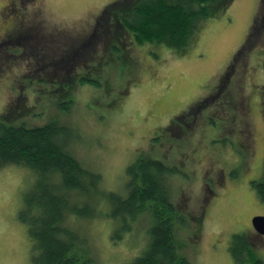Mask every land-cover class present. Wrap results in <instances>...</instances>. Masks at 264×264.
<instances>
[{"label":"rangeland","instance_id":"1","mask_svg":"<svg viewBox=\"0 0 264 264\" xmlns=\"http://www.w3.org/2000/svg\"><path fill=\"white\" fill-rule=\"evenodd\" d=\"M9 1L0 0V7ZM115 1L26 0L12 6L0 18V34L17 22L25 34L0 48V116L16 105L7 126L67 128L65 149L101 175L92 190H74L69 199L90 214H65V224L84 239L78 248L95 264H130L145 245L147 221L140 218L132 232H121L104 196H127V169L139 157L177 170L168 177L173 201L186 217L177 236L185 245L181 252L195 264H235L230 248L234 236L244 234L264 262V235L252 225L253 217L264 216V27L257 30L264 24V0H232L228 6L208 1L210 16L196 19L184 48L136 45L123 30L122 47L100 41L91 59L71 65ZM31 28L35 36L26 39ZM49 63L61 68L54 72ZM213 94L197 116L191 112ZM225 117L237 130L247 123L249 132H224ZM172 119L177 124L166 130ZM53 180L55 175L43 177L22 165L0 170V264H33V240L21 218L37 217L34 204Z\"/></svg>","mask_w":264,"mask_h":264},{"label":"trees","instance_id":"2","mask_svg":"<svg viewBox=\"0 0 264 264\" xmlns=\"http://www.w3.org/2000/svg\"><path fill=\"white\" fill-rule=\"evenodd\" d=\"M208 1L215 0H188L187 4L176 5L168 4L166 0L115 1L104 8L96 22V40L93 36L88 42L90 44L79 51L81 56L71 65L91 59L97 51L94 45L100 41L110 42L109 45H113L114 49L116 45L120 46L118 35L123 30L134 38L136 45L162 43L176 49L184 48L191 43L196 19L210 16ZM231 1L224 0L221 3L228 6ZM263 27L264 24L257 28L259 33ZM110 46L106 45V48ZM47 55L49 57L50 53ZM49 67L54 68V72L61 68L56 63H49ZM68 72L70 69H67ZM82 78L81 82L87 79ZM15 107L11 105L0 116V170L16 164L31 168L43 177L55 175L57 178L42 188L39 202L33 203L37 207V217L32 221L21 218L28 225V234L33 240L32 263L95 264L88 251L78 248V243L84 239L65 224V214L66 209L80 216L90 214L71 204L69 199L74 190H92L98 185L101 175L84 169L65 149V138L69 136L67 128L54 123L33 128L7 126L5 120ZM127 170V196L107 191L104 196L111 207L108 216L120 220L121 232H132V226L140 218L147 221L145 245L130 264H195L181 252L185 245L177 236V225L186 218L173 201L168 184V177L177 173V170L169 168L160 160L144 157H139ZM259 192L264 199V185H261ZM196 221L199 227L201 217L198 216ZM120 231H116V236L120 237ZM194 235L197 236V233ZM244 235L234 236L230 248L235 264H264L255 254L251 239Z\"/></svg>","mask_w":264,"mask_h":264},{"label":"flooded vegetation","instance_id":"3","mask_svg":"<svg viewBox=\"0 0 264 264\" xmlns=\"http://www.w3.org/2000/svg\"><path fill=\"white\" fill-rule=\"evenodd\" d=\"M24 1H26V0H10L7 4H4V5H2L1 7H0V18H4L6 15V13L7 12H9L10 13V11L12 10L11 9V7L12 6H14V5H16L17 3H23ZM261 4H262V0H261ZM18 5V4H17ZM19 22H17V23H15V26L13 27V28H11V29H6V30H4L1 34H0V48H1V46L3 45V43H11V42H15V40L18 38L19 39V37L18 36H20V37H22V35L23 34H25V33H23V25H20V24H22V23H20V24H18ZM17 25H20V27L19 26H17ZM95 28H96V26L94 27V30H95ZM30 31H28V32H26L27 33V35H26V39H32L34 36H35V34L33 33V30H32V28L31 29H29ZM38 43V42H37ZM13 44V43H12ZM12 44H10V46H9V49H8V52L10 53V50L13 48L12 47ZM22 52V51H21ZM11 54V53H10ZM13 54V53H12ZM12 54L10 55V56H12ZM228 79H230L229 77H228ZM219 89H220V92H221V94H223V92H222V89H223V86H221V87H219ZM216 96V94H213V95H209V96H207V98L204 100V101H201L199 104V106L195 109V110H192L191 112H193L195 115L196 114H198L197 112H199L200 110H201V108H203V107H205L206 105H205V103H208L209 101H210V99H212V97L214 98ZM226 98V97H225ZM227 99V98H226ZM244 109H246V106H244ZM243 109V110H244ZM243 112H246V111H243ZM197 116V115H196ZM206 116H208V115H206ZM210 116H208V118H209ZM212 117V116H211ZM225 120H228L226 123H224L223 122V131L224 132H227V133H230V134H232V135H235V134H238V136H240V137H242V135H243V133H244V131H248L249 132V129H248V124L247 123H239V127H240V129H238L237 130V128H236V123H233V124H230L229 123V121L230 120H233V118H230V119H228V118H226L225 117ZM185 121L186 120H184V119H182V121H181V123H185ZM194 122H196L197 123V121H194ZM194 122H192V123H186V124H188L189 126L188 127H190V126H194L195 125V123ZM207 122H208V120H207ZM177 124V122H176V119H172L171 120V122L170 123H168L167 124V127H166V130L167 129H169L170 128V126H172V124ZM179 124L178 125V128H182V124ZM198 125L200 124V123H197ZM206 126H207V124H205V128H206ZM243 129V130H242ZM181 136V135H180ZM240 141H242L241 139H240ZM242 145H244L243 143H241ZM246 147L247 146H245L244 145V148L246 149ZM259 235V234H258Z\"/></svg>","mask_w":264,"mask_h":264},{"label":"water","instance_id":"4","mask_svg":"<svg viewBox=\"0 0 264 264\" xmlns=\"http://www.w3.org/2000/svg\"><path fill=\"white\" fill-rule=\"evenodd\" d=\"M252 225L258 234L264 235V216L253 217Z\"/></svg>","mask_w":264,"mask_h":264}]
</instances>
